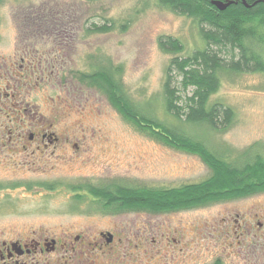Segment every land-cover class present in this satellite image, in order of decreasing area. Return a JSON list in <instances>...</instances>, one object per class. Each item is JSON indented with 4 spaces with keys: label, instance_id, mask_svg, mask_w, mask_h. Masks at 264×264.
<instances>
[{
    "label": "rangeland",
    "instance_id": "374dc122",
    "mask_svg": "<svg viewBox=\"0 0 264 264\" xmlns=\"http://www.w3.org/2000/svg\"><path fill=\"white\" fill-rule=\"evenodd\" d=\"M103 24L107 31L88 28ZM20 29L39 34V45H52V84L26 91L25 104L44 111L52 131L69 141L47 158L55 173L152 187L196 182L211 173L198 155L140 131L103 92L80 79L95 63L119 66L117 82L134 105L199 136L226 160L242 158L245 150L251 158L264 156V71L220 74L210 101L229 105L235 114L224 131L183 123L165 112L162 84L173 54L159 47L158 38L178 39L183 56L203 47L192 18L156 0H0V49L10 51ZM260 50L264 60V45ZM172 75L183 99L190 89H181L176 70ZM61 153L70 158L57 159ZM38 201L41 211L29 213L18 202L0 216V241L24 235L28 241L56 239L54 250L24 255L23 264H211L215 259L264 264V190L171 212L112 213L62 191L42 194Z\"/></svg>",
    "mask_w": 264,
    "mask_h": 264
},
{
    "label": "trees",
    "instance_id": "16d2710c",
    "mask_svg": "<svg viewBox=\"0 0 264 264\" xmlns=\"http://www.w3.org/2000/svg\"><path fill=\"white\" fill-rule=\"evenodd\" d=\"M156 1L170 11L192 18L204 41L203 47L183 56L179 55L183 47L178 39L170 36L158 38L159 47L173 54L165 67L162 84L165 112L183 123L208 127L211 131H224L231 125L234 111L220 101L211 102L210 96L218 91L223 72L264 71L260 50L264 45V0H245L249 6L238 0L223 10L211 0ZM88 28L97 31L109 29L104 24ZM223 51L229 53V59L222 56ZM119 70V66L95 63L93 71L81 73L80 79L103 92L121 115L140 131L172 148L198 155L211 173L200 181L177 186L120 184L98 195L103 202L101 210L112 213L127 210L171 212L264 190L263 155L255 154L251 158L245 156V150V154L241 153L244 159L228 161L221 153L211 150L199 136L193 137L184 129L153 119L149 112L134 105L128 98L118 83ZM174 70L180 76L181 89L184 92L190 89L183 99L179 88L173 85ZM211 264L222 263L220 259H215Z\"/></svg>",
    "mask_w": 264,
    "mask_h": 264
},
{
    "label": "flooded vegetation",
    "instance_id": "af4514ba",
    "mask_svg": "<svg viewBox=\"0 0 264 264\" xmlns=\"http://www.w3.org/2000/svg\"><path fill=\"white\" fill-rule=\"evenodd\" d=\"M17 32L18 43L10 46V51L0 49V216L18 202L21 207L26 204L29 213L41 211L38 205L41 195L56 191L76 201L88 198L96 205L91 207L101 209L103 202L98 195L119 187L120 183L95 182L89 178L71 180L66 174L54 172L52 160L47 158L52 157V149L69 141L52 131V118L44 111L25 104L26 91L52 84V45H39V34L32 30ZM71 147L77 149L78 145L74 142ZM68 158L61 153L57 159ZM257 224L262 227V222ZM25 238L24 235L22 239L0 241V264H23L24 255L29 257L56 248L54 238L43 241L42 237L30 241ZM107 239L111 240V234Z\"/></svg>",
    "mask_w": 264,
    "mask_h": 264
},
{
    "label": "water",
    "instance_id": "95a60500",
    "mask_svg": "<svg viewBox=\"0 0 264 264\" xmlns=\"http://www.w3.org/2000/svg\"><path fill=\"white\" fill-rule=\"evenodd\" d=\"M238 0H211V2L220 10L226 8L229 4L237 2ZM243 4L249 6L245 0H241ZM110 237V234H109Z\"/></svg>",
    "mask_w": 264,
    "mask_h": 264
}]
</instances>
